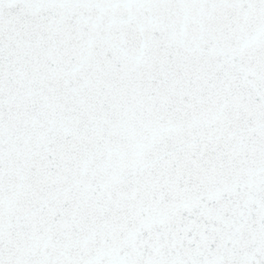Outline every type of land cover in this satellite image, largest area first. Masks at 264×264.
I'll use <instances>...</instances> for the list:
<instances>
[{
	"label": "snow or ice",
	"instance_id": "6c2138e0",
	"mask_svg": "<svg viewBox=\"0 0 264 264\" xmlns=\"http://www.w3.org/2000/svg\"><path fill=\"white\" fill-rule=\"evenodd\" d=\"M0 264H264V0H0Z\"/></svg>",
	"mask_w": 264,
	"mask_h": 264
}]
</instances>
